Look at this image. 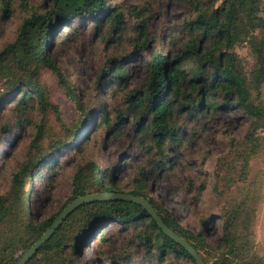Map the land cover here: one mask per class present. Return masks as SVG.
<instances>
[{
  "label": "trees",
  "instance_id": "obj_1",
  "mask_svg": "<svg viewBox=\"0 0 264 264\" xmlns=\"http://www.w3.org/2000/svg\"><path fill=\"white\" fill-rule=\"evenodd\" d=\"M192 8L194 14L179 27L185 35L178 51L155 52L147 62L148 77L130 106L137 107L146 122L137 123L140 136L150 139L143 146L149 152L165 156L166 141L180 140L178 119H191L197 113L235 107L248 116V125L241 138L230 140L228 151L216 161L212 192L217 210L210 216V227L219 229L215 244L206 240L205 232H196L182 225L163 204L148 196L145 179L158 166L142 169L135 186L127 193L144 197L163 222L185 238L201 255L205 264H264L255 249L254 221L263 196L264 177H251L252 162L264 161V1L263 0H177ZM44 13H32L23 19L15 38L0 49V101L19 90L16 106L27 105L32 94L42 108L47 105L45 91L38 79L42 68L62 75L48 53V40L56 26L67 20L87 18L99 25L101 16L110 17L112 31L121 30L124 23L119 11L109 12L108 0H50ZM139 35L146 41L141 23ZM170 36V35H168ZM171 46L179 40L172 34ZM141 45L144 48V45ZM245 45L253 61L245 69L236 46ZM115 82L123 78L118 66ZM133 97V95H131ZM80 117L71 126L62 122L60 133L45 137L42 126L32 138L25 160L13 173L9 189L0 195V264H14L29 247L47 231L63 208L74 199L96 192L123 193L106 179L109 173L95 163L79 168L90 173L87 184L79 183L70 201L52 218L34 221L30 209V190L26 185L39 174V164L53 162L51 156L86 135L88 113L78 105ZM100 120L109 126L105 112ZM120 118V117H119ZM117 132V131H116ZM45 140L46 143H45ZM142 141H144L142 139ZM110 179V178H109ZM78 214L77 216H75ZM217 216L219 221L212 220ZM113 219L120 224L136 223L143 229L139 237L153 251L149 257L194 258L178 243L167 237L146 209L125 200H103L83 203L67 216L26 264H34L42 250L55 251L51 264H73L63 256L69 245L75 253L82 239L95 224ZM204 219L202 221L205 224ZM218 222V223H217ZM20 250V253H16Z\"/></svg>",
  "mask_w": 264,
  "mask_h": 264
},
{
  "label": "rangeland",
  "instance_id": "obj_2",
  "mask_svg": "<svg viewBox=\"0 0 264 264\" xmlns=\"http://www.w3.org/2000/svg\"><path fill=\"white\" fill-rule=\"evenodd\" d=\"M199 1L205 4V0ZM107 5L109 16L116 11L123 14L121 30L112 31L110 17L101 16L98 26L87 18L61 22L49 37L48 53L62 77L59 79L47 67L41 69L38 83L45 91V108L33 94L26 99L25 107L16 106L19 90L0 101V195L9 189L13 173L25 160L37 126H42L45 137L60 133L62 122L71 126L79 119L80 105L89 112L85 137L53 154V162L39 164L40 173L26 185L34 221L58 214L79 183H88L85 181L91 174L79 168L90 162L108 172L110 179L106 180L123 193L135 186L142 169L159 165L145 179L148 196L171 210L182 225L194 232L203 229L206 240L215 244L220 233L218 228L211 229L209 219L218 208L212 192L214 168L217 159L228 151L230 140L244 134L248 116L235 107L210 109L191 119L181 116L180 140L166 141L165 156L155 149L146 150L142 142H152L142 138L136 128L146 118L141 120L144 113L129 101H134L145 86L147 62L152 55L178 51L185 38L179 27L194 12L177 0H108ZM50 7V0H0V49L15 38L23 19ZM141 23L146 32L145 45L139 35ZM172 34L179 39L173 46L169 42ZM235 50L248 69L253 61L248 48L240 45ZM118 66L123 78L115 82L113 71ZM104 112L109 126L100 120ZM257 175L264 177V161L252 162L251 177ZM262 191L253 230L255 249L264 258V186ZM212 220L219 221L217 216ZM2 228L0 233L6 232ZM142 229L140 224L122 225L106 219L91 227L77 252L71 253L67 245L62 254L73 264H190L185 257L170 256L161 261L150 258L153 248L139 237ZM54 255L55 251L42 250L34 264H51Z\"/></svg>",
  "mask_w": 264,
  "mask_h": 264
},
{
  "label": "water",
  "instance_id": "obj_3",
  "mask_svg": "<svg viewBox=\"0 0 264 264\" xmlns=\"http://www.w3.org/2000/svg\"><path fill=\"white\" fill-rule=\"evenodd\" d=\"M125 200L136 203L147 210L149 215L154 219L160 230L171 240L181 245L196 261V264H205L201 255L195 250V248L183 237L179 236L176 232L171 230L158 215L154 207L142 196L134 195L132 193H102L96 192L78 197L68 203L63 210L59 213L54 220L50 228L45 231L42 236L36 240L29 249L20 257L14 264H26L27 261L38 251V249L48 240V238L54 233L62 220L78 205L93 201L103 200Z\"/></svg>",
  "mask_w": 264,
  "mask_h": 264
}]
</instances>
